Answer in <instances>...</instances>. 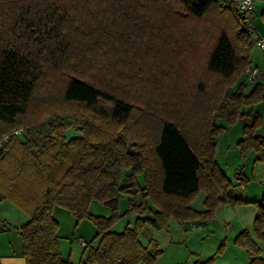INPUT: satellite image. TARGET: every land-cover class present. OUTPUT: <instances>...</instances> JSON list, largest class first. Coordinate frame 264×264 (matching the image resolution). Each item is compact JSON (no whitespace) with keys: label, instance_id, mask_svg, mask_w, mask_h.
<instances>
[{"label":"trees","instance_id":"trees-1","mask_svg":"<svg viewBox=\"0 0 264 264\" xmlns=\"http://www.w3.org/2000/svg\"><path fill=\"white\" fill-rule=\"evenodd\" d=\"M220 1L0 0V202L27 213L17 228L25 264H75L59 250L55 206L95 225L76 264H153L159 252L139 239L146 225L204 221L243 202L214 159L215 122L234 123L249 105L240 148L264 163V136L251 135L264 84L245 92L252 28ZM199 191L204 211L189 207ZM122 196L136 217L117 232ZM93 200L112 214L90 213ZM252 203L255 237L244 229L234 241L248 264H264V196Z\"/></svg>","mask_w":264,"mask_h":264},{"label":"rangeland","instance_id":"rangeland-1","mask_svg":"<svg viewBox=\"0 0 264 264\" xmlns=\"http://www.w3.org/2000/svg\"><path fill=\"white\" fill-rule=\"evenodd\" d=\"M255 1L257 10L261 4L260 0ZM220 4L222 9L225 8L224 0L220 1ZM207 19H219V17L212 11L207 14ZM207 24L206 22V26ZM251 51L253 56L258 59V63H261L262 67H264V50L253 45ZM262 69L260 72L264 74ZM243 81L248 82L245 79ZM248 91L245 92L247 93ZM256 104H259V107H256ZM256 104H254V110L255 108L260 109L261 123L259 126H254L253 130H251V135L253 136L260 134V128L264 130V100ZM242 105L234 123H230L226 117L219 118L215 122L222 129L216 143L214 159L226 177L232 182L234 196L242 199L243 202L221 203L215 208L211 219L204 220V222L198 218L192 219L195 223L193 227L191 226L192 222L186 221L183 224L173 216L169 217L167 226L163 229H156L151 225H146L139 234V239L141 241L148 240L145 244L149 243L154 250L159 252L153 264H192L196 257L206 258L213 256L221 243H223L222 252L219 255H214L213 263H230V260L235 256L236 263L241 264L239 259L242 260L244 258V254L240 256L241 253H244V248L234 241L239 233L238 226L240 223L237 217L244 213L245 216L242 217V220L253 226L254 219L250 221L252 219L250 212L253 208L257 209V205L252 202H244L243 197L252 198V195L257 190L260 191L259 183L264 182V174H262L264 172V163L258 160L256 151L251 149L247 152H242V148H240L241 141L245 138L244 127L252 124L253 120V115L250 116L248 114L249 105ZM136 179L142 186L144 183L143 175L138 174ZM243 190L245 192H242ZM147 197L145 198L147 199ZM141 198L140 191L139 196L135 198L136 202L138 203ZM205 200L206 193L199 191L190 200L189 207L204 211L206 210ZM148 204L153 206L149 200ZM242 204H248L249 206H238ZM119 205V213H122V216L111 227L113 231L117 232L124 230L128 225L131 226L136 217L134 211H128L129 205L126 196L121 197ZM14 206V210H17L18 213L12 211L0 212V219H4L7 222L6 225L9 228L7 232L12 230L14 242L17 244L21 238L14 225L16 223L19 226L22 222H25L27 213L20 207ZM88 210L94 215L105 217L112 214V209L109 205L96 200L91 201ZM53 216L58 221V235L60 237L58 246L61 254L63 257H69L75 264L78 263L84 249V245L79 241V238H82L86 243H90L96 230L95 225L87 218L77 222L72 214L60 206L53 208Z\"/></svg>","mask_w":264,"mask_h":264},{"label":"crops","instance_id":"crops-1","mask_svg":"<svg viewBox=\"0 0 264 264\" xmlns=\"http://www.w3.org/2000/svg\"><path fill=\"white\" fill-rule=\"evenodd\" d=\"M255 3H256V1L254 0V7H253L252 11L247 15L246 22H247V25H249L252 28V31L254 33L264 37V20H262L260 17V13L262 12V10H264V0H260L261 6L257 10L255 8ZM250 64L257 66L259 69L264 68V67H262L261 63H258V59H256L253 56L252 51L250 54ZM262 70H264V69H262ZM242 79L244 80L243 76H242ZM256 80L258 82H260L261 84H264V74H262L260 72V75L257 77ZM251 85H252L251 82H247V88L245 90L248 91L250 89ZM256 105H257L256 107H259L258 106L259 104H256ZM255 111L259 115L261 114L259 108H255ZM259 135L264 136V130H262L261 128H260V134ZM262 174H264V172H262ZM258 187L260 188V191L257 190V192H255V194L252 195V198L243 197V199L247 200L250 203L253 201L260 200L261 197L264 196V182L259 183ZM242 192H245V191L243 190ZM246 192H247V190H246ZM238 206H249V205L248 204H242V205H238ZM14 207L15 206L7 200L0 202V212L12 211V212L18 213L17 210H14ZM250 213L252 216V219L250 221H252L254 219L256 213H257V209L253 208V210H251ZM243 216H245L244 213H241V216L237 217L239 220V223H240L238 226L239 232L241 230L245 229L251 234L252 237H255L254 231H253V226H251L252 224L249 225L248 222L245 223L242 220ZM0 221H2V223H0V264H25V258L23 257V254H22V241H21V239H20L19 243L16 244L14 242V239L12 236V230H10L11 232H7L9 230L8 225H6L7 222L4 219H0ZM185 222H182V223L185 224ZM202 222H204V221H202ZM190 223H191L192 227L195 226V223L193 222V220H191ZM19 226L15 223L14 228H18ZM147 242H148V240L142 241V243H144V244ZM95 243H96V241H93L92 244H95ZM243 250H244V253H241L240 256L244 254V258L242 260L241 259H239V260H240L241 264H248L249 263V256H248L246 250L245 249H243ZM260 256L262 258H264V253H262ZM202 259H205V258L204 257H196L194 260V263H192V264H195V262L197 260H202ZM225 264H237L236 263V257L233 256V258L230 260V263L228 262Z\"/></svg>","mask_w":264,"mask_h":264},{"label":"built area","instance_id":"built-area-1","mask_svg":"<svg viewBox=\"0 0 264 264\" xmlns=\"http://www.w3.org/2000/svg\"><path fill=\"white\" fill-rule=\"evenodd\" d=\"M224 3L227 5L232 3L236 9L243 14L245 17L252 11L254 7V0H224ZM247 23V22H246ZM252 43L260 49L264 50V37L258 35L252 31ZM260 75V69L257 66L249 64L245 67L243 72V77L246 81L252 82ZM21 128H17L13 131L14 135H20L22 133ZM8 136L3 137V141H6ZM79 241L85 245V241L82 238H79Z\"/></svg>","mask_w":264,"mask_h":264}]
</instances>
